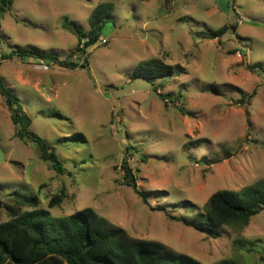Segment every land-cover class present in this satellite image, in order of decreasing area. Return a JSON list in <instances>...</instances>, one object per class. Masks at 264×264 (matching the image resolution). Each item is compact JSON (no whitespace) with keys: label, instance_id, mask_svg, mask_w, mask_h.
Returning <instances> with one entry per match:
<instances>
[{"label":"rangeland","instance_id":"rangeland-1","mask_svg":"<svg viewBox=\"0 0 264 264\" xmlns=\"http://www.w3.org/2000/svg\"><path fill=\"white\" fill-rule=\"evenodd\" d=\"M109 2L114 21L86 55L74 52L87 41L94 9ZM19 48L80 66L2 60ZM149 60L176 73L151 83L132 79ZM0 62L32 131L56 149L66 171L58 174L34 141L18 137L0 95L5 205L15 206L9 195L19 192L36 196L53 217L93 208L133 237L202 264H264V211L245 227H221L216 239L172 219L194 221L214 193L264 182V0H15L2 20ZM158 93L182 97L166 107ZM78 133L86 140H65ZM124 161L143 198L127 185ZM63 188L62 204L50 209ZM9 219L0 206V223Z\"/></svg>","mask_w":264,"mask_h":264},{"label":"trees","instance_id":"trees-1","mask_svg":"<svg viewBox=\"0 0 264 264\" xmlns=\"http://www.w3.org/2000/svg\"><path fill=\"white\" fill-rule=\"evenodd\" d=\"M148 1V0H139ZM167 2L171 0H165ZM15 0H0V31L2 20L14 5ZM114 21V4L104 3L92 12L89 24L90 32L82 35L87 38L74 52L86 55L87 50L95 46L106 27ZM236 28V27H234ZM229 27H221L214 37L223 36ZM73 54V53H72ZM72 56V55H70ZM35 59L48 62L66 69H76L80 65L60 60L55 55H46L37 50L15 49L2 55V60L13 58ZM1 66V62H0ZM82 67H85L82 65ZM177 67L160 60H149L138 64L132 79L153 82L159 78L172 76ZM157 92V89H154ZM255 94V91L251 96ZM0 95L11 112L14 123H21L18 137L34 141L39 148L40 158L49 161L58 174H65V168L56 149L31 129L32 119L24 110L21 100L5 85L0 75ZM166 103L178 104L182 95L173 98L170 94L158 93ZM186 114L183 105L178 106ZM19 129V128H18ZM65 140H83L81 133L66 137ZM207 163H214L206 161ZM124 178L127 185L139 196L144 197L129 163H123ZM66 190L49 202L52 209L62 204ZM13 205H5L0 200L10 219L0 223V264H202L195 258L156 241L140 239L130 235L124 228L101 216L93 208H85L67 217H53L48 209L38 208L36 196L13 192L9 195ZM29 208L22 212V208ZM264 211V182H258L243 188L240 192L222 190L214 193L204 207V213L194 221L173 217L211 238H218L223 226L245 227L251 219ZM216 264H241L238 260L228 259Z\"/></svg>","mask_w":264,"mask_h":264},{"label":"built area","instance_id":"built-area-1","mask_svg":"<svg viewBox=\"0 0 264 264\" xmlns=\"http://www.w3.org/2000/svg\"><path fill=\"white\" fill-rule=\"evenodd\" d=\"M39 67L42 68L45 71H47L49 69L48 65H39Z\"/></svg>","mask_w":264,"mask_h":264},{"label":"water","instance_id":"water-1","mask_svg":"<svg viewBox=\"0 0 264 264\" xmlns=\"http://www.w3.org/2000/svg\"><path fill=\"white\" fill-rule=\"evenodd\" d=\"M74 33L78 36L79 35V32L77 30H74ZM214 39H216V37H214ZM22 129V125L21 123H19V130Z\"/></svg>","mask_w":264,"mask_h":264}]
</instances>
